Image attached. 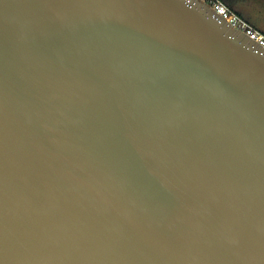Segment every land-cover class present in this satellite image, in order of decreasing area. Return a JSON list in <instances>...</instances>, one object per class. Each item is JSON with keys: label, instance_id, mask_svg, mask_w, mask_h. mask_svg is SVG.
Masks as SVG:
<instances>
[{"label": "water", "instance_id": "water-1", "mask_svg": "<svg viewBox=\"0 0 264 264\" xmlns=\"http://www.w3.org/2000/svg\"><path fill=\"white\" fill-rule=\"evenodd\" d=\"M0 264H264V47L205 0H0Z\"/></svg>", "mask_w": 264, "mask_h": 264}, {"label": "built area", "instance_id": "built-area-1", "mask_svg": "<svg viewBox=\"0 0 264 264\" xmlns=\"http://www.w3.org/2000/svg\"><path fill=\"white\" fill-rule=\"evenodd\" d=\"M218 13L225 17L232 26L250 35L264 47V33L254 27L249 21L239 15L235 10L228 7L221 0H205Z\"/></svg>", "mask_w": 264, "mask_h": 264}, {"label": "trees", "instance_id": "trees-1", "mask_svg": "<svg viewBox=\"0 0 264 264\" xmlns=\"http://www.w3.org/2000/svg\"><path fill=\"white\" fill-rule=\"evenodd\" d=\"M223 1L228 7L235 10L239 15L249 21L254 27L259 29L261 32L264 33V28H261L258 24H264V17L260 14H256L254 11L250 9H246V2L248 0H221ZM261 5L264 7V0H260ZM264 9V8H263ZM264 26V25H263Z\"/></svg>", "mask_w": 264, "mask_h": 264}, {"label": "rangeland", "instance_id": "rangeland-1", "mask_svg": "<svg viewBox=\"0 0 264 264\" xmlns=\"http://www.w3.org/2000/svg\"><path fill=\"white\" fill-rule=\"evenodd\" d=\"M262 2L260 0H248L246 2V9H250L254 11L256 14H260L264 17V7L261 5ZM261 28H264V24H258Z\"/></svg>", "mask_w": 264, "mask_h": 264}]
</instances>
